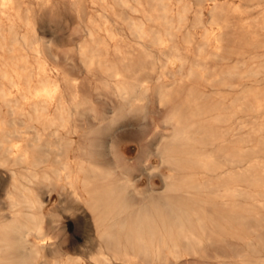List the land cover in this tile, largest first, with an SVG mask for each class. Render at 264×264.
Here are the masks:
<instances>
[{
  "label": "rangeland",
  "instance_id": "1",
  "mask_svg": "<svg viewBox=\"0 0 264 264\" xmlns=\"http://www.w3.org/2000/svg\"><path fill=\"white\" fill-rule=\"evenodd\" d=\"M50 1L20 0V17L12 12L14 25L3 18L0 29V140L31 151L22 162L0 147V226L12 220V195L23 184L42 201L26 211L39 212L45 230L42 237L25 234L3 253L4 264H152L143 256L134 263L112 257L91 210L73 195L66 173L85 177L80 167L91 163L107 172L98 185L120 189L134 206L173 195L205 209V227L194 225L193 243L173 224L177 250L162 252L159 264H264V184L255 168L259 155L264 160L256 131L264 1ZM134 22L147 36L134 31ZM83 52H94V62ZM44 85L54 93L47 95ZM53 118L65 125L58 135L51 133ZM177 130L189 137L176 142ZM63 164L67 170L57 179L54 170ZM32 167L50 179L27 180ZM76 184L83 192V183ZM1 255L0 245L3 264Z\"/></svg>",
  "mask_w": 264,
  "mask_h": 264
},
{
  "label": "bare ground",
  "instance_id": "2",
  "mask_svg": "<svg viewBox=\"0 0 264 264\" xmlns=\"http://www.w3.org/2000/svg\"><path fill=\"white\" fill-rule=\"evenodd\" d=\"M46 1V2H45ZM125 5L126 1L121 0ZM163 1V0H162ZM264 1V0H261ZM164 2V1H163ZM166 2V1H165ZM168 2V1H167ZM180 2V1H179ZM45 4H51L50 0H44ZM204 3V1H203ZM42 4V3H41ZM56 4V3H55ZM74 4V3H73ZM111 5V4H110ZM43 6V5H42ZM52 6V5H51ZM74 6V5H73ZM112 6V5H111ZM123 6V5H122ZM211 6V5H210ZM231 6V5H230ZM240 6V5H239ZM81 8L83 6H80ZM53 8V7H52ZM48 9V7H47ZM51 9V8H50ZM56 9V8H55ZM54 9V11H55ZM67 9V8H66ZM22 10L20 0H0V29L3 24V18H6L12 27L15 21L11 18L12 12L20 17V12ZM58 10V9H57ZM76 10V9H75ZM167 10V9H166ZM164 11V10H163ZM233 12V11H232ZM59 13V12H58ZM79 16V11H77ZM83 13V12H82ZM199 13V12H198ZM85 14V13H83ZM47 15V14H46ZM50 15V14H49ZM61 16V15H60ZM59 16V17H60ZM262 19L259 24L264 27V7L262 8ZM80 17V16H79ZM78 17V18H79ZM163 17V16H162ZM198 17V16H197ZM28 18V17H27ZM159 18V17H158ZM47 20V19H46ZM57 20V19H56ZM80 20V19H79ZM29 22V21H28ZM53 22V21H52ZM72 22V21H71ZM27 23V20H26ZM40 24V23H39ZM70 24V23H69ZM221 24V23H220ZM224 24V23H223ZM85 25V23H84ZM50 26V25H49ZM63 26V25H62ZM73 26V25H72ZM180 26V25H179ZM69 27V26H68ZM134 31L139 35H144L145 30L141 23L134 22L132 24ZM60 28V27H58ZM64 28V27H63ZM61 28V29H63ZM46 29V28H45ZM47 27L46 30H48ZM52 29V28H51ZM65 29V28H64ZM69 29V28H68ZM45 30V31H46ZM57 30V29H56ZM71 30V29H70ZM90 30V29H89ZM174 30V29H173ZM50 31V30H49ZM48 31V32H49ZM51 30L50 32H53ZM65 31V30H64ZM57 32V31H56ZM63 32V30H62ZM91 33V31H90ZM44 34V33H43ZM55 34V33H54ZM60 34V33H59ZM57 34V35H59ZM64 34V33H62ZM69 34V33H68ZM89 34V33H88ZM52 35V34H51ZM205 35V34H204ZM47 36V34H46ZM53 36V35H52ZM90 36V35H89ZM145 36H147L145 34ZM17 37V36H16ZM54 37V36H53ZM62 37V35L60 36ZM194 37V36H193ZM64 38V37H62ZM70 37H68L69 39ZM188 38V37H187ZM161 39V38H160ZM4 40V39H3ZM55 40V39H53ZM162 40V39H161ZM58 41V39H57ZM189 41V40H188ZM25 42V41H24ZM219 43V42H218ZM26 44V43H25ZM154 44V43H153ZM164 44V43H163ZM22 47V46H21ZM24 47V46H23ZM24 49V48H23ZM33 49V48H32ZM82 49V48H81ZM106 49V48H105ZM219 49V48H218ZM22 50V49H21ZM30 50V49H29ZM31 51V50H30ZM35 53V52H34ZM91 53V52H90ZM85 57L89 59L90 63L94 62V52L93 55L88 57L86 52L82 53ZM99 54V53H98ZM35 56V55H34ZM68 56V55H67ZM263 55L258 57V67L257 74H262L264 72V60ZM23 57V56H22ZM57 58V57H56ZM166 58V57H165ZM209 58V56H208ZM23 59V58H21ZM143 59V58H142ZM148 59V58H147ZM244 59V58H243ZM141 60V59H140ZM72 61V60H71ZM86 61V60H85ZM151 61V60H150ZM185 61V60H184ZM145 62V61H144ZM23 63V62H22ZM87 63V62H86ZM89 63V65H90ZM185 63V62H184ZM25 64V63H24ZM164 64V63H163ZM183 64V63H182ZM93 65V64H92ZM91 65V66H92ZM236 65V64H235ZM24 66V65H23ZM86 66V65H85ZM72 67V66H71ZM23 68V67H22ZM38 69V68H37ZM89 69V68H88ZM26 70V69H25ZM205 70V69H203ZM0 68V73H1ZM42 72L45 73V68H42ZM97 73V72H96ZM229 74V73H228ZM247 74V73H246ZM26 75V73H25ZM39 75V74H38ZM37 75V76H38ZM62 75V73H61ZM102 75V74H101ZM204 76V75H203ZM112 77V76H111ZM113 79V78H112ZM126 79V78H124ZM263 77H259L257 80V112L260 116L257 122V134L259 138L258 142V153L262 154V147L264 142V119L261 116L264 114V87L262 85ZM15 80V79H13ZM28 81V80H27ZM177 81V80H176ZM42 83V82H41ZM198 83V82H197ZM26 84V83H25ZM72 84V83H71ZM74 84V82H73ZM72 84V85H73ZM161 84V83H160ZM43 85V83H42ZM107 85V84H106ZM110 86V85H109ZM115 86V85H114ZM248 87V86H247ZM133 88V87H132ZM193 88V87H192ZM122 96H127L130 92L127 87L118 88ZM162 89V88H161ZM166 89V88H165ZM247 89V88H246ZM4 90V89H3ZM29 90V89H28ZM168 90V89H167ZM9 91V90H8ZM32 91V90H31ZM34 91V90H33ZM43 91L50 95L54 93V90L48 86L44 85ZM163 91V90H162ZM3 92V91H1ZM38 92V90L36 91ZM35 92V93H36ZM40 92V91H39ZM136 92V91H135ZM166 92V91H165ZM164 92V93H165ZM169 92V91H168ZM4 93V92H3ZM31 93V92H30ZM34 93V92H33ZM42 91L39 93L41 94ZM138 93V92H137ZM160 93V92H159ZM220 93V92H219ZM6 94V93H5ZM101 94V93H100ZM105 94V93H104ZM192 94V93H191ZM165 95V94H164ZM222 95V94H221ZM33 96V95H32ZM224 96V95H223ZM234 96V95H233ZM1 97V96H0ZM6 97V96H5ZM11 97V96H10ZM37 97V95H36ZM77 94L72 93V98L76 101ZM168 97V96H167ZM245 97V96H244ZM16 98V97H15ZM24 98V97H23ZM164 98V97H163ZM192 98V97H191ZM195 98V97H194ZM239 98V97H238ZM13 99V98H12ZM11 99V100H12ZM48 99V98H47ZM143 98L141 94L137 101H141ZM190 99V98H189ZM191 100V99H190ZM239 100V99H238ZM2 101V100H1ZM143 101V100H142ZM174 101V100H173ZM224 101V99H223ZM236 101V100H235ZM12 102V101H11ZM30 102V101H29ZM144 102V101H143ZM165 102V101H164ZM47 103V102H46ZM162 103V102H161ZM231 103V102H230ZM234 103V102H233ZM195 104V103H194ZM1 106V105H0ZM10 106V105H9ZM15 106V105H14ZM181 106V105H180ZM78 107V106H77ZM141 107V105H140ZM222 107V106H221ZM3 109V108H1ZM7 108H5L6 110ZM12 109V107H11ZM18 109V108H17ZM16 109V110H17ZM46 111V110H45ZM35 113L37 116H41V112L38 108H35ZM86 113V112H84ZM187 113V111H186ZM185 113V114H186ZM194 114V113H193ZM192 114V115H193ZM61 115V114H60ZM141 115V114H140ZM173 115V114H172ZM232 115V114H231ZM88 117V116H87ZM100 117V116H99ZM180 117V116H179ZM209 117V116H208ZM115 119V118H114ZM51 124L55 125L53 135H58L60 128L55 118L51 119ZM63 121V120H62ZM85 121V119H84ZM2 122V121H1ZM13 122V121H12ZM64 122V121H63ZM169 122V121H168ZM39 123V122H38ZM36 124V123H35ZM101 124V123H100ZM103 124V123H102ZM89 125V124H88ZM105 125V124H104ZM172 124H170L171 126ZM65 126V125H63ZM112 127V126H111ZM104 129V128H103ZM174 129V128H173ZM88 130V129H87ZM23 131V130H22ZM90 131V130H89ZM63 132V131H62ZM173 133V132H172ZM14 134V133H13ZM20 135V134H19ZM33 144L36 145L41 139V134L38 132ZM172 137V136H171ZM174 140L187 139L189 136L185 131L177 130L174 134ZM199 137V136H196ZM165 138V137H163ZM10 139V138H8ZM14 139V138H13ZM167 139V137L165 138ZM12 139L8 145L6 141L0 140V147L3 148L6 155L10 158L13 156L16 160L22 162L30 161L31 151L28 148H22L15 151V146L12 144ZM73 140V139H72ZM75 140V139H74ZM164 140V139H163ZM14 141V140H13ZM99 141V140H98ZM19 143V142H18ZM66 143V142H65ZM80 143V142H79ZM88 144V143H87ZM17 145V144H16ZM63 147V146H62ZM251 147V146H250ZM52 148V147H51ZM247 148V147H246ZM45 149V148H44ZM48 149V148H47ZM203 149V147H202ZM210 150V148L208 149ZM213 150V149H212ZM158 151V150H157ZM179 151V150H178ZM187 152V151H186ZM160 153V152H159ZM165 153V152H164ZM50 153H48L49 155ZM94 155V154H92ZM191 156V155H190ZM60 157V156H59ZM168 157V156H167ZM166 157V158H167ZM179 158V157H178ZM199 158V157H198ZM208 158V157H207ZM226 158V157H225ZM33 159V158H32ZM162 159V158H161ZM170 159V158H169ZM200 159V158H199ZM15 160V161H16ZM218 161V159H216ZM39 161V160H38ZM213 161V159H212ZM17 162V161H16ZM87 162V161H86ZM194 162V161H193ZM197 162V161H196ZM5 164V163H4ZM39 164V163H38ZM215 164V162H214ZM17 165V164H16ZM192 165V164H191ZM5 166V165H4ZM196 167V166H195ZM241 167V166H240ZM239 167V168H240ZM256 179L258 183L264 184V160L262 155H259L258 161L256 163ZM30 173L26 177L27 180L37 179V180H47L50 179L48 173L39 177L36 171L30 168ZM62 169L67 170V164H63L62 168L55 169V176L60 179ZM81 171L86 170L85 177L73 176L70 172L66 173L69 185L73 188L72 193L77 199L83 200L92 212L93 221L95 224L96 232L101 240L106 241L107 248L110 251L112 257L120 259L126 262H135L139 256H143L145 259L151 261L152 264H159L158 258L162 252L173 254L177 250V244L173 234V224H178L181 234L190 242L192 240H198L197 231L194 229V225H198L199 228L203 229L208 218L207 212L201 206L194 204L191 201L182 199L178 196L166 195L163 202L155 198L142 200L137 206L131 204L127 198L123 195L120 189L105 187L104 185H98V182L107 176V172L101 167L94 163L89 165H81ZM158 169V168H157ZM243 169V168H242ZM20 170V168H19ZM22 170V169H21ZM214 170V169H213ZM216 170V169H215ZM23 171V170H22ZM116 172V170H115ZM225 172V171H224ZM3 174V173H2ZM15 181L17 182L16 171H12ZM165 174V173H164ZM245 174V173H244ZM7 175V174H5ZM162 175V174H161ZM227 175V174H226ZM224 177V176H223ZM25 178V177H24ZM166 180V179H165ZM83 183L84 190L81 192L76 186L77 182ZM14 182V181H13ZM121 182V180H120ZM131 180L127 179L126 183L130 184ZM207 182V181H206ZM231 183V181H230ZM12 184V183H11ZM32 184V183H31ZM14 185V183H13ZM6 186V185H5ZM12 186V185H11ZM3 187V185H2ZM42 187V186H41ZM62 187V186H61ZM121 187V186H120ZM207 187V186H206ZM17 193L12 195L11 206L14 208L13 218L10 222L4 223L0 226V245H1V261L4 264L8 262V257L3 253L7 252L14 245H16L20 239L22 240L29 231L33 230L39 237L44 235V231L37 217L40 216L39 212L26 211V209L40 208L42 206V201L33 196L27 185H17L15 187ZM4 189V187H3ZM41 189V188H40ZM48 189V188H47ZM208 189V188H207ZM228 189V188H227ZM226 189V190H227ZM49 190V189H48ZM60 190V189H59ZM221 190V189H220ZM70 191V190H69ZM203 191V190H202ZM205 191V190H204ZM232 191V190H231ZM46 192V191H45ZM210 192V191H209ZM212 192V191H211ZM44 193V192H43ZM48 193V192H47ZM205 193V192H204ZM207 193V191H206ZM219 193V192H218ZM45 194V193H44ZM211 194V193H210ZM48 195V194H47ZM214 196V195H213ZM47 196H44V198ZM228 197V196H227ZM264 199V198H263ZM75 202V201H74ZM76 203V202H75ZM80 203V202H79ZM75 205V204H74ZM65 206V205H64ZM76 206V205H75ZM74 206V208H75ZM80 206V205H79ZM8 207V206H7ZM43 207V206H42ZM18 208V209H17ZM25 208V209H24ZM82 209V208H81ZM227 210V209H226ZM76 211V210H75ZM86 211V210H85ZM222 212V211H221ZM227 214V213H226ZM10 215V214H9ZM76 215V214H75ZM80 215V214H79ZM85 215V214H84ZM88 215V214H87ZM55 216V215H54ZM80 217V216H79ZM171 218L170 220L168 218ZM217 217V216H216ZM227 217V216H226ZM83 218V217H82ZM210 219V218H209ZM88 221V220H87ZM83 222V221H82ZM80 222V223H82ZM87 223V222H86ZM47 224V223H46ZM79 224V223H78ZM223 224V223H222ZM75 225V224H74ZM84 225V224H82ZM50 228V227H49ZM48 228V229H49ZM92 228V227H91ZM76 235H78L76 233ZM75 235V237H76ZM27 236V235H26ZM64 237V236H63ZM81 238V236H80ZM233 238V237H232ZM72 239V238H71ZM99 239V240H100ZM218 239V238H217ZM27 240V239H26ZM80 240V239H78ZM96 240V239H95ZM77 241V240H76ZM46 242V241H45ZM77 243V242H76ZM193 243V242H192ZM57 244V243H56ZM195 244V243H194ZM206 244H208L206 242ZM33 245V244H32ZM36 245V244H35ZM82 245L83 242H82ZM94 246V245H93ZM104 246V245H103ZM50 247V246H49ZM84 247V246H83ZM199 247V246H198ZM257 247V246H256ZM23 249V248H22ZM83 249V248H82ZM24 251V249H23ZM106 251V250H105ZM83 252V251H82ZM92 252V251H91ZM197 254V253H196ZM97 255V254H96ZM99 256L103 261H108L110 258L105 255L104 252H99ZM91 257V256H90ZM81 258V257H80ZM44 260V259H43ZM97 260V259H96ZM94 260V261H96ZM223 260V259H222ZM167 264V263H166Z\"/></svg>",
  "mask_w": 264,
  "mask_h": 264
}]
</instances>
